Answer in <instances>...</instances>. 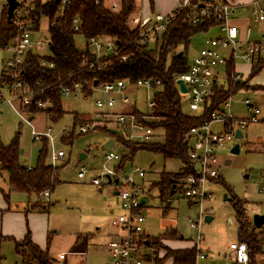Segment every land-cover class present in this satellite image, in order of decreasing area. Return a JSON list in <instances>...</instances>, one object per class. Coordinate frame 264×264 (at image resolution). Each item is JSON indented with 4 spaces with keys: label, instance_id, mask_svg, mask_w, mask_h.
<instances>
[{
    "label": "rangeland",
    "instance_id": "374dc122",
    "mask_svg": "<svg viewBox=\"0 0 264 264\" xmlns=\"http://www.w3.org/2000/svg\"><path fill=\"white\" fill-rule=\"evenodd\" d=\"M2 11L3 8L0 9V17ZM138 13L135 6L127 23L131 30L135 29L131 20ZM145 14L151 15L156 12ZM216 35L218 31L213 29L207 33H196L192 37L186 55L189 65L207 46V40ZM33 38L34 40H49L48 23L45 19L42 20L40 31L35 33ZM75 39L79 48L86 47V39L83 36L78 35ZM155 42L154 35H151L150 46H154ZM37 51L41 55L49 53L48 47L42 50L37 49ZM7 56L9 54L0 50L1 59ZM218 70L222 73L224 67L221 66ZM236 70L242 71L246 79L249 69L240 59L237 60ZM255 81L253 80L252 84H255ZM220 83L225 84L226 81L221 78ZM134 86L133 84L127 85L125 96L132 103H136V108L143 113L139 114L140 118L153 123L150 102L154 91L144 88L137 89ZM113 97L117 105L112 109H100L96 106L97 100L106 101L108 99V96L100 93L98 89L87 97L80 94L70 100L64 99L62 101L64 115L60 120L57 122L45 120L44 113H40L41 115L36 117L34 127L24 122L13 108L4 105L1 108L2 111L0 109L2 113H0V136L3 144L11 145L17 141L20 149L19 161L28 168L38 166L40 152L46 148L45 163L57 169L58 184L50 198H43L41 195L38 199L36 196H28L25 193L12 192L10 199H4L0 192V207L3 206L4 210L11 209L16 213H24L25 206L30 201L37 202L36 205L47 207L51 231L57 230L63 236V234L72 232L71 230L77 228V225L84 224L86 230L91 232L102 228L104 235L109 230L108 228L116 230L111 222L122 214L120 201L114 193L122 189L125 180L132 176L135 184L140 187L138 194L148 201L142 209L146 218L143 225L144 230L152 237V246L144 250L146 264H174L172 259L166 257L167 249L187 251L193 250L194 247L197 255L200 250L207 256L206 260H199L198 264H228L227 255L230 252V245L241 242L238 238L240 223L235 205H238L250 220V229L255 230L260 239L264 238L262 236L264 226L257 229L253 223L255 216H264V194L259 192V186L264 184V123L248 125L242 130V139L228 143L218 150L219 181L207 182L206 188L212 197L204 201L201 207L184 197L180 186L183 179L177 185L175 194L162 195L159 184L162 175L165 173L171 177L182 175L184 164L178 159H165L161 154L139 150L140 145H137V142L131 138V133L124 131L114 117L115 114L121 112L122 103L121 96L113 95ZM246 99H250L263 110L264 105L260 96L253 92L239 91L232 96V115L235 119L248 117L244 105ZM135 110V108H127L125 114L133 115ZM183 111L190 116L198 115L197 112L191 111L190 95L187 93L183 99ZM76 117L84 121L81 123L76 120ZM134 117L137 119L136 116ZM82 127L86 128L87 132H82ZM45 128L51 129L48 142L37 141L34 132L43 131ZM111 129L121 130L118 138L110 135ZM64 130L67 133L64 134ZM211 130L221 133L224 128L221 124L215 123L211 126ZM162 134L161 129L155 130L153 139L145 144L152 145L162 142ZM112 138H114L115 146L104 147ZM236 144H239L240 152L232 154L231 150ZM59 152H63L64 157L54 161L52 155ZM108 153H114L120 159L106 162L105 155ZM82 156L83 159H81ZM228 161L229 165H226ZM104 165L118 172V185L108 184L104 178L102 188L91 183L92 179L103 174ZM82 167L88 173L85 178L80 179L78 174ZM136 169L145 173L144 178H139L138 174L134 173ZM208 216L212 218L210 222L206 221ZM2 217L4 218V215L0 212V228ZM97 223H103V225ZM9 226L10 222L5 220V228L11 229ZM171 228L177 231V237L166 240L164 235ZM0 233H2L1 230ZM199 234H201V243L198 245ZM89 252L93 253L96 250L90 247ZM97 254H103L99 255V261L107 258V262H111L110 253L105 251V247ZM0 256L1 264H20L13 242L0 243ZM254 261L255 264H264V251L260 255H255Z\"/></svg>",
    "mask_w": 264,
    "mask_h": 264
},
{
    "label": "trees",
    "instance_id": "16d2710c",
    "mask_svg": "<svg viewBox=\"0 0 264 264\" xmlns=\"http://www.w3.org/2000/svg\"><path fill=\"white\" fill-rule=\"evenodd\" d=\"M57 0L43 3L39 0L34 5L33 18L35 28H39L41 19H49V35L47 55L30 53L24 63L23 76L34 90L36 98L49 100L51 105L46 110L29 109L35 116L44 113L47 120L57 122L64 115L62 89H73L75 84L81 87V94L90 95L98 85L123 80L128 84H135L139 80L160 81L161 87L154 91V108L151 117L156 121L149 123L139 117L143 114L138 109L133 113L137 121L150 126L154 131L162 130V142L152 145L137 143L139 150L151 151L161 154L165 159H178L183 162L184 173L171 177L167 173L162 175L160 187L162 195L176 193L177 185L192 171L193 167L188 158L189 134L192 128L200 127L210 115L232 97L236 92L245 89V83L216 85L214 95L204 105V109L197 116H190L183 111L184 95L180 92L176 82L188 71L187 50L192 37L199 32H206L203 26H193L187 22L190 9H181L177 12L175 20L161 33L156 35L154 46L145 44L140 38L138 29H130L128 19L135 8L134 0H122L120 11L114 12L104 6V0H66L67 4ZM59 10L62 13L59 14ZM78 21L77 24L75 21ZM78 31H75V27ZM16 27L13 19H8L7 7L0 17V50L14 40ZM86 39V47L81 49L76 44V36ZM92 38H108L118 46V55H103L96 59L94 51L89 45ZM183 52V56L179 54ZM126 58V60H124ZM42 61L47 63L42 66ZM256 63V62H255ZM258 61L251 74L255 77L259 67L264 65ZM254 64V63H253ZM52 65L53 67H48ZM236 70V63L227 64V74ZM245 78V77H244ZM97 85V86H98ZM76 120L84 121L76 117ZM261 123H264L262 120ZM110 135L118 138L121 134ZM67 135V134H66ZM114 139V138H113ZM40 141L48 142L45 137ZM18 142L11 145L3 144L0 136V171L9 176L11 192L25 193L36 196L54 192L58 184V173L54 166L45 163L47 149L40 152L38 166L28 168L19 161L20 149ZM118 173V172H117ZM6 199H9L6 196ZM145 206V205H144ZM240 223L238 238L249 247L250 264H255L254 256L264 251V238L260 239L255 230L250 229V220L244 211L235 205ZM27 211L47 212L46 205H29ZM264 236V233L262 234ZM166 240L177 237L175 229L167 230ZM146 245L152 246V237L145 234ZM13 242L20 264H56L50 257L48 250H43L35 244L30 231L23 241L4 237L0 234V243ZM50 241V237H49ZM78 247V246H76ZM166 257L172 259L174 264H196V248L181 251L167 249ZM157 263V260H156Z\"/></svg>",
    "mask_w": 264,
    "mask_h": 264
},
{
    "label": "built area",
    "instance_id": "2783aa9c",
    "mask_svg": "<svg viewBox=\"0 0 264 264\" xmlns=\"http://www.w3.org/2000/svg\"><path fill=\"white\" fill-rule=\"evenodd\" d=\"M39 0H17L18 6L15 9L12 19L16 27L14 40L3 50L9 56L0 58V107L4 104L11 106L19 116L32 126V114L29 109L35 108L39 111L50 107L51 102L43 98H36L33 88L26 83L23 76L24 63L30 53H38L37 49L48 47V41L34 40L33 35L40 31L41 21L45 19L49 25V19L43 18L39 23V28L34 25L33 11L34 5ZM62 4H67L66 0ZM8 8L7 0H0V9ZM117 12V8L113 7ZM181 9H190L187 16V22L193 26L213 27L219 30V35L207 40V46L201 50L194 62L189 65L188 71L183 74L180 80L184 81L190 95V109L193 112H201L204 105L214 95L216 85H231L242 83L245 78L243 73L234 70L230 75L226 72L227 64L237 63L240 59L246 64H253L264 60V38L262 41L253 42L247 39H241L240 29L231 23V18L235 14V7L216 0H181L179 7L170 14L156 13L145 15L138 13L131 21L135 29L139 30V35L143 43H151V35L163 33L167 27L175 20L177 12ZM62 13L59 10V14ZM256 21H264V9L256 7L252 10ZM77 24V20L75 21ZM78 31V27H75ZM209 32V31H206ZM250 29H247V33ZM89 45L93 48L96 59L99 60L103 55H118V46L111 39L92 38ZM126 60V58H124ZM42 66L47 63L42 61ZM223 66L225 71L220 72L219 67ZM48 67H53L48 65ZM223 78L226 83L221 84ZM127 82L116 80L98 85L94 88L100 93L108 96L106 101L101 99L96 101V106L100 109H112L117 105L113 95L121 96V112L114 115L120 127L131 133V138L137 143H147L153 139L154 130L135 119L134 115L125 114L127 108H136V103H132L125 96L127 91ZM137 89L157 90L161 87L160 81L139 80L133 84ZM62 99L70 100L81 94V87L75 84L73 89H62ZM185 95V94H183ZM154 94L150 102V109L154 108ZM247 118L235 119L232 113V97L224 102L217 111H214L210 118L203 122L200 127L192 128L189 134V152L188 158L192 164L193 171L181 182V192L193 204H199L201 207L212 195L207 191V182L219 181L220 161L218 150L228 143L240 140L237 137L238 132L246 129L250 124H258L263 120L261 109L250 99L244 101ZM155 122L156 120L153 119ZM221 124L224 131L215 133L211 130L213 124ZM82 132H87L86 128H81ZM67 133L64 130V134ZM35 139L41 140L45 137L49 140L51 129L43 134L34 132ZM243 138V134H242ZM241 138V139H242ZM64 157L63 152L53 154L52 158L57 161ZM106 162L118 161L120 159L114 153L105 155ZM104 172L98 178L92 179L91 183L98 187H103L102 179L107 182V176L112 178V184L118 180V173L108 169L104 165ZM88 171L82 167L78 174L80 179L85 178ZM139 178H144L145 173L140 170H134ZM117 184V185H118ZM140 187L135 184L132 176H129L122 189L118 190L117 198L123 213L112 220L111 224L120 229L121 235L108 243V250L112 258V264H146L144 250L148 248L145 239V230L143 225L146 218L142 213L144 205L142 198L138 194ZM259 192L264 194V184L259 186ZM49 193L44 197L49 198ZM201 243V234L198 237V245ZM199 250V249H198ZM227 255L228 264H250L249 247L244 242L232 243ZM207 256L200 250L197 255L196 263L199 260H206Z\"/></svg>",
    "mask_w": 264,
    "mask_h": 264
},
{
    "label": "crops",
    "instance_id": "0c3cea01",
    "mask_svg": "<svg viewBox=\"0 0 264 264\" xmlns=\"http://www.w3.org/2000/svg\"><path fill=\"white\" fill-rule=\"evenodd\" d=\"M134 1H135V6L138 9L139 13L149 14L156 12L167 15L172 13L179 7L181 0H134ZM46 2L47 1L43 3ZM218 2L228 3L235 7V14L231 18V23L240 29L241 39H247L253 42H258L263 40L264 21L261 22L256 21L252 14V10L256 7L264 9V0H218ZM121 3L122 0H104V6L106 8L112 9L113 5H115L117 11L121 10L122 7ZM41 25H42V21H41ZM205 28L207 29V31L216 29L219 35V30L217 28H213V27L210 28L205 27ZM247 29H250L249 33H247ZM256 63L254 64L245 63L248 66L249 70L246 75V79L243 81V83L247 82L248 78L250 79V81L246 84L245 89H242L240 91H246L247 93H251V92L255 93V95L261 97V102L264 105V65L259 67L260 68L259 71L255 75V77L252 78L251 74L253 72V68ZM262 63L264 64V60L262 61ZM240 72L243 73L242 71ZM253 80L254 81L256 80L255 84H252ZM2 107H0V109ZM261 111H263L262 113L264 114V106H263V110L261 109ZM38 115L41 114L39 113L35 116L34 121H32V127H34L35 120ZM112 130L114 129H111L110 131ZM46 131L47 129L45 128L43 131L38 130L35 131V133L43 134ZM9 182L10 181L8 174L6 172L0 171V184H1L0 192L4 197V199H6V196H8L9 199L11 197L12 192L10 191ZM43 198H45L44 195ZM36 203L37 202L33 203L30 201L25 206L24 213L21 212L16 213L11 209L4 210L3 206L0 207L2 208L0 209V212L3 213L4 215V218L2 217L1 220L2 226L0 230L2 231V233L0 234L4 237L13 238L16 241H23L26 235L28 234V232L30 231L33 242L38 246H40L43 250H48L50 257L56 262V264H112V258H111V262H107V258L106 260L104 258L103 261H101V259L99 261L98 260L100 257L99 255H103V254H97V253L102 252L103 247H105L106 252H109L108 243L111 240L121 235V231L119 228L115 227L116 230L108 228L109 230L107 229L108 231L106 232V234L103 235L102 228H97V231L91 232L89 230H86V225L79 224L77 225V228L71 230L72 232H69V234L68 233L63 234L62 236L61 233L58 232L57 230H53V231L50 230L51 225H50V221L48 220L49 212L44 213L37 211L34 212L27 211L26 208L29 205H36ZM5 220L10 222L9 228L11 229L5 228ZM97 224L103 225V223L101 224L97 223ZM15 227L16 230H14ZM49 237H50V241H49ZM60 238L61 240L63 239L62 242L61 240H59ZM90 247H94L96 252L90 253L89 252ZM175 250H181V249H175ZM0 264H1V256H0Z\"/></svg>",
    "mask_w": 264,
    "mask_h": 264
},
{
    "label": "water",
    "instance_id": "95a60500",
    "mask_svg": "<svg viewBox=\"0 0 264 264\" xmlns=\"http://www.w3.org/2000/svg\"><path fill=\"white\" fill-rule=\"evenodd\" d=\"M59 1H60V0H57L58 3H59ZM7 3H8V8H7L8 19L11 20V19H12V16H13V13H14L15 9H16L17 6H18V2H17V0H7ZM182 56H183V52H181V53L179 54V57H182ZM176 84H177V86L179 87V90H180V92H181L182 94H186V93L188 92V90H187V88H186V85H185L184 81H182V80L179 79V80H177ZM97 85H98V84L95 83V87H96ZM263 120H264V119H263ZM111 132H112V133H115V134H119V131H118V130H112ZM237 137H238L239 139H241V138H242V133L238 132ZM114 146H115V141H114V139L112 138V139H110V140L106 143V145H105L104 147H114ZM239 152H240V146H239V144H236V145L232 148L231 153H232V154H238ZM83 158H84V157L82 156L81 159H83ZM226 165H229V161L226 163ZM107 179H108V183H109V184H112V178H111L110 176H107ZM115 184H118V180L115 181ZM117 195H118V193H115V196H117ZM146 202H147V201H146L145 199H142V201H141L142 205H144ZM211 220H212L211 217H209V216L206 217V221H207V222H210ZM253 223H254L255 228L260 229L261 227L264 226V216H261V215H257V216H255L254 219H253ZM147 246H148V244H147Z\"/></svg>",
    "mask_w": 264,
    "mask_h": 264
}]
</instances>
